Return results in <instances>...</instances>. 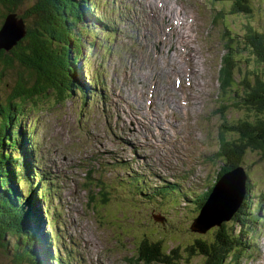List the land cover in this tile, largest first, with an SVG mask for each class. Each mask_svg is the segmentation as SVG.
I'll list each match as a JSON object with an SVG mask.
<instances>
[{
  "label": "rangeland",
  "instance_id": "obj_1",
  "mask_svg": "<svg viewBox=\"0 0 264 264\" xmlns=\"http://www.w3.org/2000/svg\"><path fill=\"white\" fill-rule=\"evenodd\" d=\"M91 1L93 9H97L96 16L88 8L89 13L86 11L85 15L88 14L89 26L85 24L84 28H78L72 34H81L83 46L82 61L77 66L79 78L86 84L97 73L104 96L85 101L75 94L61 105L53 101L36 107L27 103L18 115L27 128L36 127L34 141L29 143L35 144L37 149L30 152L33 154L39 150L37 161L42 162L40 167L48 173V178L54 180L50 187L56 186L51 215L55 214L58 220L61 238L56 239L55 232L47 235L51 239L49 250L54 254L53 246L58 248L61 257H65L67 250L71 251L72 259L75 258L71 259L73 264H132L130 261L140 256L136 251L138 244L134 241L150 236V241L162 240L167 251L177 250L179 258L200 263V256L185 253L187 248L184 247L193 242L194 234L185 232L184 226L188 220L186 230L189 231L200 213L197 204L189 201L200 202L202 194L190 186H159L168 184L164 180L167 177L174 178L179 184L191 183L199 192H205L212 185L218 165L207 157L218 149L216 136L222 114L220 110L214 114L218 103L211 93L199 96L187 113L172 105L170 109L175 113L165 114L164 109L156 112L155 108V115L145 113L148 107L168 99L163 95L167 99L162 101V94L148 87V82L155 84V79L162 75L164 69L158 59L149 60V57L156 54L155 49L161 43L157 34L158 13L166 11L156 7V3L166 2L173 6V13L194 17V35L190 38L202 43L207 59L204 67L210 86L214 87L223 48L219 38L221 23L213 25L211 20L215 11L227 9V4H213L210 0ZM37 4L38 0H23L15 9L18 17L26 16V26L31 30L39 28L37 16L28 14ZM254 5L251 17L239 15L229 18L240 33L246 22L264 30V0H255ZM0 13L7 14V10L0 6ZM101 17L108 18L110 24L105 26L101 23ZM91 20L100 24L98 31L93 30L95 27L90 25ZM3 23L4 19L0 18V28ZM16 64L17 69L6 71L0 81L3 103H7L17 74L22 71ZM224 115L227 118L232 116L226 111ZM21 124H15V127L19 128ZM254 158L251 154L245 160L248 159L249 166L252 165L249 180L251 197L260 198L264 197V168L255 166ZM114 159L125 163V168L113 167ZM89 171L91 176H87ZM22 175L24 177L25 173ZM135 175L153 179L149 187L152 201L135 200L128 190L125 192V179ZM101 183L111 191L112 202L108 208L97 212L89 203V192L97 193ZM132 184L140 195L146 189L141 178H134ZM23 189L26 193L27 186L23 185ZM238 197L236 193L229 199L235 202ZM246 199L247 195L244 202ZM43 204L41 201L40 210ZM224 207L219 215L231 217L230 221L223 223L225 228L239 233L244 224L234 221V207L228 204ZM151 215L157 218L156 222L151 220ZM219 215L206 213L203 223L216 222ZM176 216L181 217L179 227L174 224ZM220 227L215 226L207 233L197 235L211 241L215 230ZM259 244L258 241L253 248ZM238 248L235 244L232 251L237 252ZM9 249L6 254L0 249V264H13L15 252L13 248ZM245 250L238 260L240 264H264L258 262V254L248 258L246 253L249 249ZM230 261L231 258L228 263Z\"/></svg>",
  "mask_w": 264,
  "mask_h": 264
},
{
  "label": "trees",
  "instance_id": "obj_2",
  "mask_svg": "<svg viewBox=\"0 0 264 264\" xmlns=\"http://www.w3.org/2000/svg\"><path fill=\"white\" fill-rule=\"evenodd\" d=\"M22 2L0 0V6L7 10V14L15 13ZM88 8H94L91 0H38L28 14L37 16L39 28L31 30L26 26V37L16 48L11 52L0 51V81L6 71L17 69L16 63L22 69L17 74L7 103H3L0 96V249L5 254L10 247L14 249L13 264H46L50 257L51 240L44 230L42 212L39 210V214H36L35 211L34 203L39 202L37 191L34 190L33 177L27 178V166L20 156L24 131L20 132L21 126L16 128L15 124L23 122H20L18 115L27 103L35 107L52 101L61 105L75 94L85 101L92 95V91H86L87 85L78 76L77 66L82 61L83 50L81 34H72L74 30L84 28L85 24L89 26L86 19L88 14L85 15ZM253 11L250 0H233L234 14L248 16ZM7 14L0 13V18L4 19ZM21 18L25 21L26 16ZM90 25L95 27L93 30H99L94 20ZM237 37L254 63L255 74L252 83L244 86V99L255 114L239 124L223 125L225 135L222 137L224 144L221 152L237 165L243 154L249 151L255 156L254 165L264 168V30L246 22L241 33L237 32ZM31 128L33 131L36 129L35 126ZM226 134L230 136L227 140ZM21 184L28 186L27 193L21 189ZM32 192L34 198L30 196ZM249 192L247 198H250ZM208 196L209 192L204 193L203 204ZM245 214L246 211H238L234 221H239ZM222 224L215 230L211 241L194 235L193 244L185 253L193 257L202 256L206 264L225 263L234 245L242 243L244 231H227L225 224ZM138 251L143 264L169 263L172 259L161 254V245L157 242L152 245L144 242ZM173 257L184 263L189 261L179 258L177 251ZM53 261L58 263L57 259Z\"/></svg>",
  "mask_w": 264,
  "mask_h": 264
},
{
  "label": "water",
  "instance_id": "obj_3",
  "mask_svg": "<svg viewBox=\"0 0 264 264\" xmlns=\"http://www.w3.org/2000/svg\"><path fill=\"white\" fill-rule=\"evenodd\" d=\"M26 23L23 18L18 17L17 13H8L4 18V23L0 28V51L11 52L14 48H16L19 43L26 37ZM240 187V189H239ZM245 182L239 180H229L225 184L220 185L217 190H215L211 196L209 197L208 201L206 202L203 208V214H217L221 210L220 204H217L215 201L220 200L223 206L226 203V200H230L229 198L233 194H239V197L236 201L241 200L243 194L245 192ZM220 194L224 197L221 198ZM218 195V198L215 200V196ZM207 211V212H206ZM209 211V212H208ZM237 207H234V213H236ZM203 216L199 218L197 223L194 225V231H199L205 233L208 229L220 226L223 221H228L231 217H225L218 219L216 222H210L208 225L200 224L199 221L202 219Z\"/></svg>",
  "mask_w": 264,
  "mask_h": 264
},
{
  "label": "bare ground",
  "instance_id": "obj_4",
  "mask_svg": "<svg viewBox=\"0 0 264 264\" xmlns=\"http://www.w3.org/2000/svg\"><path fill=\"white\" fill-rule=\"evenodd\" d=\"M226 182H224V184H225ZM218 197H216L215 198V200L217 199ZM221 198H223V197H221ZM225 199V198H224ZM217 204H220V206H221V210H223L225 207L221 204V203H223L222 201H220V200H216L215 201ZM226 203L228 204V206H234L235 205V202L233 201V200H226ZM209 212V211H208ZM205 214V213H204ZM216 215H219V213H217ZM220 217L218 218V219H220V218H225V217H227L228 215H226L225 217L224 216H222V215H219ZM206 218H205V216H203L202 217V219L199 221V223L202 225V223L204 222V220H205ZM217 219V220H218ZM217 220H215V221H217Z\"/></svg>",
  "mask_w": 264,
  "mask_h": 264
}]
</instances>
